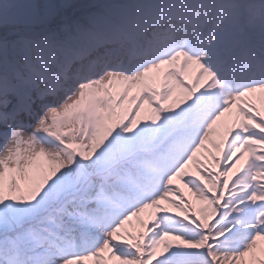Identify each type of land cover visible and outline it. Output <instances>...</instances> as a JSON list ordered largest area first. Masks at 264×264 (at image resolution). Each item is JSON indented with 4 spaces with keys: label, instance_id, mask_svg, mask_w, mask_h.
Returning a JSON list of instances; mask_svg holds the SVG:
<instances>
[{
    "label": "snow or ice",
    "instance_id": "snow-or-ice-1",
    "mask_svg": "<svg viewBox=\"0 0 264 264\" xmlns=\"http://www.w3.org/2000/svg\"><path fill=\"white\" fill-rule=\"evenodd\" d=\"M0 264H264V0H0Z\"/></svg>",
    "mask_w": 264,
    "mask_h": 264
},
{
    "label": "rangeland",
    "instance_id": "rangeland-1",
    "mask_svg": "<svg viewBox=\"0 0 264 264\" xmlns=\"http://www.w3.org/2000/svg\"><path fill=\"white\" fill-rule=\"evenodd\" d=\"M182 187V185H181ZM184 194L185 196L190 199V200H194V197L192 196V194L188 191V189H184ZM144 218L147 219V214L144 215Z\"/></svg>",
    "mask_w": 264,
    "mask_h": 264
}]
</instances>
